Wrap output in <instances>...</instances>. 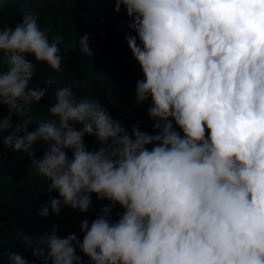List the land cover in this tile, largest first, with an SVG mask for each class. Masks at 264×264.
I'll use <instances>...</instances> for the list:
<instances>
[{
	"label": "trees",
	"instance_id": "obj_1",
	"mask_svg": "<svg viewBox=\"0 0 264 264\" xmlns=\"http://www.w3.org/2000/svg\"><path fill=\"white\" fill-rule=\"evenodd\" d=\"M0 264H264V0H0Z\"/></svg>",
	"mask_w": 264,
	"mask_h": 264
}]
</instances>
